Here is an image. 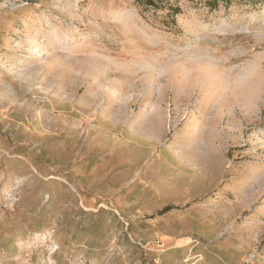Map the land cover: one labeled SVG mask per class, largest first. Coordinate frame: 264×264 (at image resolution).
Segmentation results:
<instances>
[{"label":"rangeland","instance_id":"374dc122","mask_svg":"<svg viewBox=\"0 0 264 264\" xmlns=\"http://www.w3.org/2000/svg\"><path fill=\"white\" fill-rule=\"evenodd\" d=\"M178 5L0 0V264H264V0Z\"/></svg>","mask_w":264,"mask_h":264},{"label":"trees","instance_id":"16d2710c","mask_svg":"<svg viewBox=\"0 0 264 264\" xmlns=\"http://www.w3.org/2000/svg\"><path fill=\"white\" fill-rule=\"evenodd\" d=\"M136 4L144 9H153L163 12V18H166L170 23H174V18L181 10L178 5V0H133ZM192 6H204L209 10H215L220 6L228 7L234 0H184Z\"/></svg>","mask_w":264,"mask_h":264}]
</instances>
